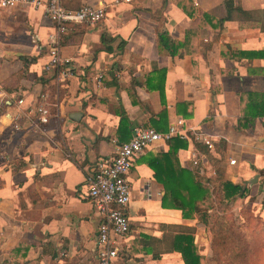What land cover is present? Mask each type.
I'll return each instance as SVG.
<instances>
[{
	"label": "crops",
	"instance_id": "crops-1",
	"mask_svg": "<svg viewBox=\"0 0 264 264\" xmlns=\"http://www.w3.org/2000/svg\"><path fill=\"white\" fill-rule=\"evenodd\" d=\"M62 2L107 9L98 24L76 25L63 35L62 54L76 71L63 81L45 70L56 30L43 8L0 9V88L6 93L0 98V264H99L100 216L87 175L163 111L168 128L183 117L189 134L202 132L214 142L210 149L186 140L176 163L194 171L192 158L200 152L204 177L225 169L227 179L248 184L253 207L264 214V117L239 128L240 94L264 90V76L250 71L264 67V58L250 61L239 53L264 50V0H233L235 9L252 14L234 10L223 23L225 0ZM159 34L184 44L179 53L170 55ZM43 93L54 109L47 124L37 112ZM169 150L168 142L150 146L129 173L131 227L119 241L116 264H185L164 243L178 226L194 229L199 253L206 261L211 255L206 226L163 207L164 185L151 165Z\"/></svg>",
	"mask_w": 264,
	"mask_h": 264
},
{
	"label": "trees",
	"instance_id": "trees-1",
	"mask_svg": "<svg viewBox=\"0 0 264 264\" xmlns=\"http://www.w3.org/2000/svg\"><path fill=\"white\" fill-rule=\"evenodd\" d=\"M225 6L228 14L219 21L221 23L226 21L234 10L246 16L252 14L241 8L235 9L233 0H225ZM203 15L205 19H211L209 14ZM213 26L221 27L218 23ZM159 44L173 56L178 54L184 45L165 34H159ZM239 53L250 61L254 58H264V50ZM250 71L264 76V67L251 68ZM240 100L239 128L252 127L256 118L264 117V90L242 92ZM49 109L51 120L54 109L51 106ZM165 116L163 111L160 120L148 126L158 131L168 130ZM168 143L170 150L160 155L161 159L157 157L156 164L151 165L155 171V178L164 185L163 207L179 209L183 218H197L203 223L206 226L212 254L206 261V256L199 253L200 247L195 241V230L191 227L178 226L171 234L166 233L164 243L170 244L168 248L171 251L179 252L185 264H264V214L254 211L255 197L250 196L248 184L234 183L227 179L225 169L220 167L217 168L215 178H207L195 170L182 168L176 163L177 154L179 149L187 147V141L174 137ZM222 158L226 159L223 156ZM247 197H250L246 206L248 218L240 222L242 214L237 213L236 208L240 207Z\"/></svg>",
	"mask_w": 264,
	"mask_h": 264
},
{
	"label": "built area",
	"instance_id": "built-area-1",
	"mask_svg": "<svg viewBox=\"0 0 264 264\" xmlns=\"http://www.w3.org/2000/svg\"><path fill=\"white\" fill-rule=\"evenodd\" d=\"M17 6L43 8L56 30L49 41V60L45 70L56 71L62 81L74 77L76 71L73 59L62 54L63 35L76 25H96L103 21L106 16V7L84 4L80 8L71 9L65 7L62 0H0V9ZM103 78L104 72H101L97 81L101 83ZM5 96L6 93L0 88V98ZM48 100L47 93L41 94V104L37 108L41 124H47L50 121ZM174 137L202 142L208 148H214L211 137L202 132L189 134L186 119L177 117L166 131H158L145 125L137 127L131 140L117 143L114 154L98 159L88 173L89 197L100 216L97 236L99 264H116L121 251L119 241L130 232L131 223L126 208L131 203L132 192L128 176L136 159L150 146L166 143ZM229 162L235 164L236 160L230 159ZM192 166L198 174L204 176V160L200 152L194 154Z\"/></svg>",
	"mask_w": 264,
	"mask_h": 264
},
{
	"label": "rangeland",
	"instance_id": "rangeland-1",
	"mask_svg": "<svg viewBox=\"0 0 264 264\" xmlns=\"http://www.w3.org/2000/svg\"><path fill=\"white\" fill-rule=\"evenodd\" d=\"M249 199H250V197H247L246 198V202L245 201H243V203H241V207H240V215L242 214V217L241 218H239V219H241L240 220V222H243V221H245L247 218H248V212H247V208H246V206L249 204ZM255 212H257V213H259V211L258 210H254ZM264 212V211H263ZM263 214V213H262ZM211 254H212V250H211ZM211 256V255H210ZM210 256H209V258H210ZM210 261V260H209ZM210 263H211V261H210Z\"/></svg>",
	"mask_w": 264,
	"mask_h": 264
},
{
	"label": "water",
	"instance_id": "water-1",
	"mask_svg": "<svg viewBox=\"0 0 264 264\" xmlns=\"http://www.w3.org/2000/svg\"><path fill=\"white\" fill-rule=\"evenodd\" d=\"M258 180V177L254 178L253 180H251L252 183H256Z\"/></svg>",
	"mask_w": 264,
	"mask_h": 264
}]
</instances>
